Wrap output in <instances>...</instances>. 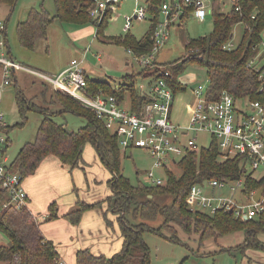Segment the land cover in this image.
<instances>
[{
    "label": "trees",
    "instance_id": "1",
    "mask_svg": "<svg viewBox=\"0 0 264 264\" xmlns=\"http://www.w3.org/2000/svg\"><path fill=\"white\" fill-rule=\"evenodd\" d=\"M19 0H0L11 8ZM56 15L51 16L42 4L40 8L29 11L27 19L16 26V37L19 45L33 51L39 41L48 40L49 28L55 21L77 27H93L89 10L95 0H54ZM165 0H150L149 10L155 20L159 18V10ZM223 0H213L212 17L214 30L210 37L192 40L186 46V55L171 67V79L176 94L185 92L178 78L191 66H198L206 71V78L213 94L227 91L236 99L250 97L252 100H262L259 94V82L255 73L247 65L253 55V47L259 42L264 32V0H246L242 3L241 12L233 9L229 13L221 12ZM255 9L259 14H254ZM190 12V10H188ZM188 13L186 14V16ZM254 17V18H253ZM8 22V20H7ZM242 23L245 31L241 43L233 50H225L233 38V28ZM108 22L98 26L97 35L103 34L108 28ZM7 23L0 28V39H3L6 53L10 47L6 33ZM154 26L150 25L148 32L141 39L127 34L119 41V45L134 49L145 54L153 47L151 36ZM97 36V37H98ZM148 70L138 76L159 77V72L148 74ZM136 75H126L121 85L112 86L109 82L87 79L85 93L96 97L99 92L107 96H115L121 102L130 94L134 110H139L148 102L147 97L138 95L135 82ZM16 84V82H14ZM47 87V86H46ZM55 103L59 105L58 112L50 113L27 99L23 91L17 94L20 113L27 110L41 113L44 118L38 128L34 143L26 144L16 160L10 165L18 171L23 180L33 175L41 163L48 157L57 158L63 165L73 171L82 162L85 146L90 143L99 156L104 167L113 175L110 187L114 195L106 200L109 210L113 209L119 215L124 244L122 250L113 257L95 256L89 250H80L76 256V264H152L151 249L144 236L153 234L161 239L184 247L185 243L179 237V230L186 235H198L200 243L242 231L245 233L246 247L264 248L258 241V235L264 234V215L244 220L234 214L217 211L214 214L189 209L190 189L194 184L204 183L210 179H238L242 174L241 162L237 158L220 160V150L215 140L206 149L199 152H189L180 162L182 176L177 179L171 171H165L166 186L133 185L122 174V154L116 137L95 114L84 108L69 96L54 92ZM65 113L84 118L87 125L78 131H69L65 124H59L54 118ZM9 128L6 134H9ZM6 153V151H4ZM262 183L249 180L246 193L259 188ZM171 203L161 204L170 196ZM7 199V192L0 185V234L8 239V245H0V263L5 264H61L62 260L55 251L54 245L42 234L39 224L27 208L17 211L13 208L3 210L1 204ZM102 203L88 205L78 202L76 210L67 213L64 219L72 225L82 221L83 214L92 209L101 208ZM48 221L59 218V207L52 203L49 208ZM142 222L134 224L127 216ZM162 218V223L154 227L152 223ZM108 225L107 218L105 217Z\"/></svg>",
    "mask_w": 264,
    "mask_h": 264
},
{
    "label": "built area",
    "instance_id": "2",
    "mask_svg": "<svg viewBox=\"0 0 264 264\" xmlns=\"http://www.w3.org/2000/svg\"><path fill=\"white\" fill-rule=\"evenodd\" d=\"M126 1H94L89 15L96 38L98 26L104 22H108L109 25L114 22L119 9ZM133 1L135 4L133 12L118 16L123 21V35L131 33L135 22L149 20L154 26L151 36L153 47L145 54L128 48V55L134 62L145 67L150 74L159 72V77L155 78V82L149 88L148 102L137 111L134 110V106H129L125 101L121 102L115 96L99 92L96 97H92L85 93L88 78L83 63L90 53V47L85 49L81 60H72L63 73L56 75L17 61L4 52V41L0 39V185L1 189L7 192L2 209L13 208L20 211L28 207L23 177L18 171L11 169L9 159L4 153L10 144L6 134L8 128L6 115L2 109V99L15 76L24 73L92 111L116 137L124 153L132 149L145 150L153 160V168L164 170L163 177L156 176L153 170L148 174L150 186L165 185V171H170L171 167L180 164L181 161L178 163L177 160L179 157L183 159L189 152L195 150V135L199 133L210 135L217 142L221 155L240 160L242 174L238 179H210L204 183L194 184L190 189V198L197 202L204 213L224 211L244 220H253L264 215V32L259 42L254 45L253 55L247 65L256 75L259 94L263 99L257 101L246 97L236 99L227 91L215 95L211 92L210 81L207 79L205 83H200L196 88L189 90L196 101L193 106L186 105L188 119L180 122L174 117L176 93L169 82L171 72L158 64L155 58L170 40L171 27L182 22L190 13L204 22L208 12L212 13L213 0H165L160 6L157 21L156 16L149 10L150 0H146L145 5H142L143 0ZM245 1L223 0L222 11L229 12L234 9L235 12H241L242 3ZM254 12L259 14L258 9ZM0 28L3 29V26ZM224 49L233 50L235 47L230 42ZM96 58L100 60L101 55L98 54ZM249 180L258 181L263 185L247 194ZM229 183L236 184L229 188V197L215 195L216 190L222 191ZM261 189L263 193L256 202L254 197ZM239 193L242 198L236 200L235 196Z\"/></svg>",
    "mask_w": 264,
    "mask_h": 264
},
{
    "label": "rangeland",
    "instance_id": "3",
    "mask_svg": "<svg viewBox=\"0 0 264 264\" xmlns=\"http://www.w3.org/2000/svg\"><path fill=\"white\" fill-rule=\"evenodd\" d=\"M145 1L146 0H143L142 5H145ZM226 1L228 2V0ZM42 4L48 10L51 16L56 15L54 0H19L14 8H11L5 4H0V27L7 23V40L13 54H15V48L19 51L21 50L23 52H27L19 45L17 41V24L27 19L28 13L31 9L40 8ZM134 7V1L127 0L124 3V6L119 9L118 16L125 13L131 14ZM222 10L224 9L221 8V12H223ZM224 13L229 12L228 10H225ZM118 16L114 22L110 23L103 34L99 35L97 38L91 34L92 29L89 25L77 27L74 25L63 24L59 21L52 23L50 27L51 37L52 39L56 38L58 36V30H60L66 36L65 44L71 46L72 51H75L77 48L82 52L83 50L85 51L86 48L90 47V53L85 61L87 65L86 67L84 66L85 72L92 79L107 81L113 84L118 82V85L123 80L122 77L125 75H135L138 73H143L145 70H147L145 67L132 60V57L128 55L126 47L119 45V41L117 40L122 39L121 37L124 35L122 32L123 21ZM150 25L151 23L149 20L144 22H135L134 27L131 30V34L134 35L135 38L141 39L148 32ZM62 28H66V31H64ZM79 28H83L84 31L75 35L70 34L71 31L77 30ZM213 30L214 20L209 12L207 19L204 22L196 19L194 15L190 13L188 17H186L182 22H178L171 27L170 40L157 53L155 58L156 62L164 66L166 70L172 72L171 67H173L176 62L187 56V44L192 40L210 37L213 33ZM244 31L245 26L242 23H238L234 26L233 38L231 42L235 48L241 43ZM114 38H117V40H114ZM83 39H86L85 43L82 41ZM13 45L16 47L14 48ZM62 48L63 46L59 48L60 54H62ZM98 54L101 55V62H99L96 58ZM76 59L78 60L79 58ZM88 67L93 69L95 72L88 70ZM17 76L18 85H14L13 81L4 99H2V103L4 105L3 111L5 112L6 121L10 127L8 136L11 140V145L6 151V155L9 159V165H11L16 160L19 153L26 144L35 142L38 128L44 118L41 113L33 110H27L25 115L20 113L21 111L17 103L18 92L20 90L23 91L25 97L31 100L33 104L48 110L50 113L58 112L60 110L59 105L55 103L54 91H52L50 87H46L38 79L27 74L20 73ZM136 76V90L138 95H141L144 93V91H148V81H150V86L155 82V77L152 76ZM178 79L179 84L181 83L182 87L185 89V92L176 94L175 102L176 104L178 103V107L176 108L175 104V120L181 119L185 116L186 113L182 104L184 102L191 101V97L189 96L190 89H194L200 83L206 82V71L196 65L191 66L186 69V71L181 74ZM54 119L59 124H65L69 131H78L87 125V122L84 118L69 113L57 115ZM194 137L196 139V148L193 151L199 152L201 149L208 148L213 143V138L205 133H199ZM88 146L89 148H94L90 143L86 145L85 157H83L84 161L82 159V162L85 164L90 163V161L87 160L90 156V149H88ZM121 154L122 174L126 179L130 180L131 184H144L150 186L151 181L148 178V174L152 170L156 176H164V170L160 168H153V160L145 150L132 149L126 153L121 151ZM181 159V157L177 159L178 163L181 161ZM226 159L228 158L220 154V160L223 161ZM170 171L174 173V176H176L177 179H179L183 174V170L179 164L171 167ZM39 175V181L45 178L43 168L41 169ZM29 177H27V182L34 180ZM66 177L70 186L68 188L62 189L61 192H59V194L61 193L59 196L61 199L68 198L67 193H72L74 184L79 187V184L81 183L79 178L84 177V174L82 169H78L72 173L68 171L66 173ZM66 179H62V185H67ZM235 185V183H229L222 191L216 190L215 195L229 197V188ZM165 187H167L166 184L164 185V188ZM241 198L242 197L240 193L235 196L236 200H240ZM171 200L172 197L170 196L167 199L165 198L161 204H164L165 202H168L169 204L171 203ZM188 204L190 210L202 212V209L197 205V202L194 199L189 198ZM127 218L134 224H139L142 222L141 219L134 220L132 215L127 216ZM161 223L162 218H159L156 222L152 223V226L157 227ZM179 237L185 243L184 247L169 243L156 235L146 234L144 239L151 249L152 264H264V248L260 250L252 247H246L244 245L246 237L245 233L242 231L222 236L217 240H207L203 244L200 243L198 235L189 236L184 234L181 230H179ZM257 238L260 244H262L264 247V234L258 235ZM8 244V239L1 233L0 245L6 246Z\"/></svg>",
    "mask_w": 264,
    "mask_h": 264
},
{
    "label": "crops",
    "instance_id": "4",
    "mask_svg": "<svg viewBox=\"0 0 264 264\" xmlns=\"http://www.w3.org/2000/svg\"><path fill=\"white\" fill-rule=\"evenodd\" d=\"M62 29L66 31V28ZM91 29V34L94 35L93 27H91ZM82 31H84V29L79 28L77 30L71 31L70 34L75 35ZM6 33L8 37V27H6ZM48 34V40L39 41L33 51L26 49L25 51L27 52H23L21 50L19 51L15 48L16 46L13 45L15 48V54L12 53L11 49L8 54L25 65H29L31 67L33 66V68L56 75L63 73L72 60H76V58L81 60L83 58L84 50L81 52L76 48L75 51H72V47L65 44L66 36L63 34V32L58 30V36L52 39L49 28ZM82 41L85 43L86 39H83ZM61 46H63L61 50L62 54L59 52V48ZM4 52H6L5 49ZM98 61L101 62V59ZM84 66H87L86 62L83 63V68ZM88 70L95 72L90 67H88ZM148 74H150V72H147V75ZM87 77L92 79L88 74ZM123 78L124 77H122V79ZM13 81L16 82L14 85H18L17 75ZM122 82L124 81L122 80L118 85V82H115L114 84L111 82L109 83L116 87L121 85ZM133 82H135L136 85V78H134ZM147 83L148 91H144V93H142L140 96H148L150 81ZM189 94L191 101H187L182 104L186 114L183 118L177 119V121H187L188 109L186 108V105L189 104L190 106H193L195 104V97L190 92ZM124 101L129 106H134L133 102L131 101L130 94L126 95ZM177 107L178 103L176 104V108ZM3 108L4 105L2 103V109ZM7 125L9 128L8 123ZM9 144L11 145L10 138ZM10 145L7 147V149L10 147ZM88 149H90V156L87 160L90 161V163L85 164L82 162L81 165L73 170L75 171L82 169L84 177L79 178V181L81 180L79 187L74 184L72 193H67V199L59 198L61 195L59 192H61L62 189L68 188L70 186L69 181L66 179V173L68 171L72 173L73 171L70 167L63 165L55 157H48L41 163L37 171L29 177L34 179L33 181L30 180L27 182L28 178H26L23 182V186L28 195L27 209L39 224V228L45 239L54 245L55 251L60 256L63 264H76V256L80 250H89L95 256H105L110 258L118 254L122 250L124 244L123 232L118 222V214H116L113 209L109 210V204L106 202L108 198L114 195L110 187V182L114 177L104 167L94 148H89L88 146ZM83 157H85V148ZM42 168L44 169L45 178L39 181V173ZM63 178H65L67 181L66 186L61 184ZM78 202L86 203L88 205L102 203V207L86 211L83 214L82 221L78 225H72L69 221L64 219V216L67 213L76 210ZM52 203L58 204L59 218L54 221H48V208ZM105 217L107 218L110 225H108Z\"/></svg>",
    "mask_w": 264,
    "mask_h": 264
},
{
    "label": "water",
    "instance_id": "5",
    "mask_svg": "<svg viewBox=\"0 0 264 264\" xmlns=\"http://www.w3.org/2000/svg\"><path fill=\"white\" fill-rule=\"evenodd\" d=\"M262 193H263V189H261V190L255 195L254 200H255L256 202L259 201V199H260Z\"/></svg>",
    "mask_w": 264,
    "mask_h": 264
}]
</instances>
